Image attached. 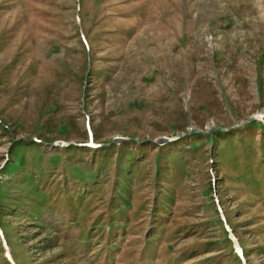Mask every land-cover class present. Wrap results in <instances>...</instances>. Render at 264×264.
Instances as JSON below:
<instances>
[{"label":"rangeland","instance_id":"obj_1","mask_svg":"<svg viewBox=\"0 0 264 264\" xmlns=\"http://www.w3.org/2000/svg\"><path fill=\"white\" fill-rule=\"evenodd\" d=\"M0 230V264H264V0H0Z\"/></svg>","mask_w":264,"mask_h":264},{"label":"water","instance_id":"obj_2","mask_svg":"<svg viewBox=\"0 0 264 264\" xmlns=\"http://www.w3.org/2000/svg\"><path fill=\"white\" fill-rule=\"evenodd\" d=\"M252 119H253V117H251V118L249 119V121H251ZM114 141H115V142H120V141H122V139L117 138V139H115ZM160 142L165 143V142H167V140H166V139H161Z\"/></svg>","mask_w":264,"mask_h":264},{"label":"bare ground","instance_id":"obj_3","mask_svg":"<svg viewBox=\"0 0 264 264\" xmlns=\"http://www.w3.org/2000/svg\"><path fill=\"white\" fill-rule=\"evenodd\" d=\"M5 253H6V249H5ZM7 257H9L8 254H7ZM9 258H10V257H9ZM10 259H11L12 261H14L12 258H10Z\"/></svg>","mask_w":264,"mask_h":264}]
</instances>
